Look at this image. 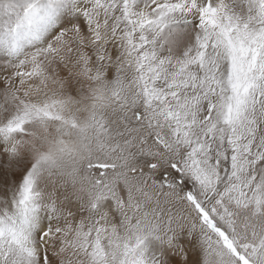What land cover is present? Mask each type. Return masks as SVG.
<instances>
[{
	"label": "snow or ice",
	"instance_id": "6c2138e0",
	"mask_svg": "<svg viewBox=\"0 0 264 264\" xmlns=\"http://www.w3.org/2000/svg\"><path fill=\"white\" fill-rule=\"evenodd\" d=\"M0 264H264V0H0Z\"/></svg>",
	"mask_w": 264,
	"mask_h": 264
},
{
	"label": "clouds",
	"instance_id": "9594fccd",
	"mask_svg": "<svg viewBox=\"0 0 264 264\" xmlns=\"http://www.w3.org/2000/svg\"><path fill=\"white\" fill-rule=\"evenodd\" d=\"M60 162L63 165H70L71 164V160L68 158H63Z\"/></svg>",
	"mask_w": 264,
	"mask_h": 264
},
{
	"label": "bare ground",
	"instance_id": "6f19581e",
	"mask_svg": "<svg viewBox=\"0 0 264 264\" xmlns=\"http://www.w3.org/2000/svg\"><path fill=\"white\" fill-rule=\"evenodd\" d=\"M82 199H84V200H86V198H82ZM86 209L84 208V206H83V209H82V211H85Z\"/></svg>",
	"mask_w": 264,
	"mask_h": 264
},
{
	"label": "rangeland",
	"instance_id": "374dc122",
	"mask_svg": "<svg viewBox=\"0 0 264 264\" xmlns=\"http://www.w3.org/2000/svg\"><path fill=\"white\" fill-rule=\"evenodd\" d=\"M70 187V186H69ZM82 198H86V196L82 197ZM83 209V204L81 205V210Z\"/></svg>",
	"mask_w": 264,
	"mask_h": 264
}]
</instances>
